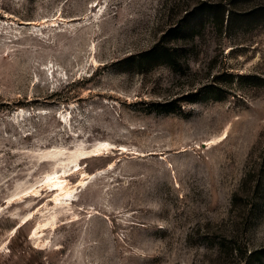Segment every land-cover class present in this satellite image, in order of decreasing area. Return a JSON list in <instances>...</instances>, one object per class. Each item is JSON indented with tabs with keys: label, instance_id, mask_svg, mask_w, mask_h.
Returning <instances> with one entry per match:
<instances>
[{
	"label": "rangeland",
	"instance_id": "obj_1",
	"mask_svg": "<svg viewBox=\"0 0 264 264\" xmlns=\"http://www.w3.org/2000/svg\"><path fill=\"white\" fill-rule=\"evenodd\" d=\"M0 264H264V0H0Z\"/></svg>",
	"mask_w": 264,
	"mask_h": 264
},
{
	"label": "bare ground",
	"instance_id": "obj_2",
	"mask_svg": "<svg viewBox=\"0 0 264 264\" xmlns=\"http://www.w3.org/2000/svg\"><path fill=\"white\" fill-rule=\"evenodd\" d=\"M107 147L106 144L104 143H99L97 145V147L95 146V148L91 151V153L93 154H98L102 148ZM73 162V161H72ZM78 165L76 164L75 167H77ZM65 172L59 176L58 174H55L53 176L47 177L46 179V183L47 186H54L56 191L55 197L53 198L54 202L58 204V202H61L62 199H70L73 192H74V188L69 186V183L67 182V180L65 179L66 177H64ZM94 176H89L88 178H91ZM80 185H84V181H80Z\"/></svg>",
	"mask_w": 264,
	"mask_h": 264
},
{
	"label": "trees",
	"instance_id": "obj_3",
	"mask_svg": "<svg viewBox=\"0 0 264 264\" xmlns=\"http://www.w3.org/2000/svg\"><path fill=\"white\" fill-rule=\"evenodd\" d=\"M225 12V10L224 9H221V20H223V18H224V13ZM155 49H156V47L155 48H153V50H151V52L152 51H155Z\"/></svg>",
	"mask_w": 264,
	"mask_h": 264
}]
</instances>
